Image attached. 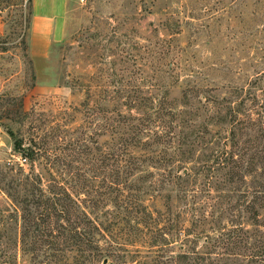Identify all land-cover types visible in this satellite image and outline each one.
<instances>
[{"label": "rangeland", "instance_id": "1", "mask_svg": "<svg viewBox=\"0 0 264 264\" xmlns=\"http://www.w3.org/2000/svg\"><path fill=\"white\" fill-rule=\"evenodd\" d=\"M0 6V264H104L101 257L91 263V251L81 253L74 244L75 203L101 233L93 247L105 248L124 232L102 230L115 211L104 195L107 119L113 111L137 115L125 105L127 97L138 102L158 93L155 84L172 83L168 98L181 104L193 100L191 92L184 99L187 85L203 86L195 96L232 98L241 112L264 120V0H62L41 59L28 53L31 0H0ZM216 201L208 207L200 201L201 212L218 219L211 208ZM248 205L222 213L219 232L247 223ZM187 221L190 227L188 215ZM45 226L50 238L40 232ZM127 232L115 241L126 250L116 251L120 263L162 255L159 264H178L177 256L193 251L207 253L214 264H248V252L223 241L185 247L181 236L162 254Z\"/></svg>", "mask_w": 264, "mask_h": 264}, {"label": "trees", "instance_id": "2", "mask_svg": "<svg viewBox=\"0 0 264 264\" xmlns=\"http://www.w3.org/2000/svg\"><path fill=\"white\" fill-rule=\"evenodd\" d=\"M154 86L157 94L147 92L138 102L126 98V106L136 107V116L113 111L116 114L111 112L107 119L109 142L105 167L109 180L104 195L115 211L108 214L110 222L108 228L102 230L103 234L105 231H129L126 234L139 236L143 246L155 250L153 253L162 254L181 236L185 247L200 239L205 240L206 245L213 240L212 246L223 241L224 246L228 243L238 245L248 252L245 256L248 264H264L263 118L255 112H241L239 106L242 104L233 106L232 98L219 99L215 94L195 96V93L201 94L203 86L187 88V85L184 99L188 97L185 94L191 92L193 100L181 104L168 98L172 83ZM183 107L194 110V115L191 117L182 111ZM198 119L202 120L201 125L195 126ZM29 151L32 157L34 152ZM28 179L26 177V181ZM14 183L18 186L22 181L15 178ZM219 186L221 194L212 197L210 193H217ZM213 199L217 201L211 208L217 215L212 216L218 219L222 213L231 214L242 204H249L245 209L252 212V217L247 223L238 222L235 225L238 230L235 228L224 234L226 227H223L219 232L218 219L201 212ZM202 200L204 205L199 206ZM75 205L73 230L78 251L83 253L87 247L91 251V263L101 257L103 263L125 264L124 260L120 263V254L116 252L125 253L126 250L119 248L125 246L115 242L121 240L124 232L113 236L112 244L105 248L93 247L95 234L101 233L97 226L89 225L78 203ZM259 210L263 211L262 215L258 214ZM187 215L190 227L184 226L188 223ZM40 232L46 238L51 237L52 231L47 226ZM45 245L52 246L50 241ZM206 254L187 251L176 259L178 264H214L207 261ZM160 258L162 255L149 261H134V264H159Z\"/></svg>", "mask_w": 264, "mask_h": 264}, {"label": "crops", "instance_id": "3", "mask_svg": "<svg viewBox=\"0 0 264 264\" xmlns=\"http://www.w3.org/2000/svg\"><path fill=\"white\" fill-rule=\"evenodd\" d=\"M62 0H31L30 44L28 53L33 59L44 57V38L51 30V20L59 11ZM36 39H35V38Z\"/></svg>", "mask_w": 264, "mask_h": 264}, {"label": "built area", "instance_id": "4", "mask_svg": "<svg viewBox=\"0 0 264 264\" xmlns=\"http://www.w3.org/2000/svg\"><path fill=\"white\" fill-rule=\"evenodd\" d=\"M28 0H25V3L27 2ZM88 0H79L80 3H84ZM3 12H4V9H3V6H0V31H1V28L4 26V22H5V18L3 17Z\"/></svg>", "mask_w": 264, "mask_h": 264}, {"label": "water", "instance_id": "5", "mask_svg": "<svg viewBox=\"0 0 264 264\" xmlns=\"http://www.w3.org/2000/svg\"><path fill=\"white\" fill-rule=\"evenodd\" d=\"M107 262H104V264H106Z\"/></svg>", "mask_w": 264, "mask_h": 264}]
</instances>
